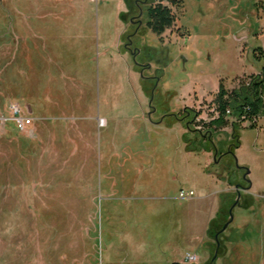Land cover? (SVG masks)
Listing matches in <instances>:
<instances>
[{"label":"rangeland","instance_id":"rangeland-1","mask_svg":"<svg viewBox=\"0 0 264 264\" xmlns=\"http://www.w3.org/2000/svg\"><path fill=\"white\" fill-rule=\"evenodd\" d=\"M263 4L177 0L158 36L125 0H0V264H264V115L234 153L210 123L264 69Z\"/></svg>","mask_w":264,"mask_h":264},{"label":"trees","instance_id":"trees-1","mask_svg":"<svg viewBox=\"0 0 264 264\" xmlns=\"http://www.w3.org/2000/svg\"><path fill=\"white\" fill-rule=\"evenodd\" d=\"M125 2L130 13H133L135 10L139 12V8H143V23L140 25L137 24L139 29H142V33H147L148 30H151L158 36H161L174 24L175 15L172 12L170 4H177V0H125ZM261 50V53L264 55L262 48ZM215 104L217 116L210 122L212 127L221 128L230 121L229 116L233 118V120H231L232 133L230 135L229 152L234 153L241 145L239 133L240 125L246 120H251L253 124H256L258 118L264 115V69L258 73L241 77L238 85L232 89H226L224 85L221 84L216 94ZM227 110H230V113H227ZM190 127L189 125V128ZM198 134L194 140H186V148L188 151L207 150L214 151L217 156L218 154H223L219 153V150L210 137L208 139L205 138L201 130H198ZM199 140L200 144H194V141L197 142ZM240 168L243 169L245 174L247 168L244 166ZM242 183L243 185L245 183L244 190H247L251 183L248 179V174L246 178L243 177ZM230 185H233V183L230 182ZM237 190H240V188ZM245 195L247 197L248 194L246 193ZM242 205L248 206L249 202L245 199L242 201ZM215 222L216 220H213L211 225Z\"/></svg>","mask_w":264,"mask_h":264},{"label":"built area","instance_id":"built-area-1","mask_svg":"<svg viewBox=\"0 0 264 264\" xmlns=\"http://www.w3.org/2000/svg\"><path fill=\"white\" fill-rule=\"evenodd\" d=\"M9 109L15 129L18 131H26L32 123V118L30 117L28 109L21 107L18 102H12L9 105ZM227 113H230V110H227ZM194 194L195 192L193 190H190L189 192L181 190L179 193L182 198H192ZM185 259L188 262H195L199 259V256L196 253H187Z\"/></svg>","mask_w":264,"mask_h":264},{"label":"flooded vegetation","instance_id":"flooded-vegetation-1","mask_svg":"<svg viewBox=\"0 0 264 264\" xmlns=\"http://www.w3.org/2000/svg\"><path fill=\"white\" fill-rule=\"evenodd\" d=\"M143 14V8L142 7H140L139 8V14H134V15H132L131 16V20H130V22L132 23V24H141V21L138 19V18H135L136 17V15L138 16V15H142ZM137 21H139L138 23H137ZM243 177H244V175H243ZM244 191V190H243ZM241 189L240 190H237V193H238V195L240 196V198L242 199V195L245 193V192H243Z\"/></svg>","mask_w":264,"mask_h":264},{"label":"water","instance_id":"water-1","mask_svg":"<svg viewBox=\"0 0 264 264\" xmlns=\"http://www.w3.org/2000/svg\"><path fill=\"white\" fill-rule=\"evenodd\" d=\"M249 172H250V171L247 169V170H246V173L244 174V178H246V176H247V174H249ZM236 188H239V187L237 186ZM228 223H229V222H228ZM228 223L225 224L224 228H226V226L228 225ZM224 228H223V229H224Z\"/></svg>","mask_w":264,"mask_h":264},{"label":"crops","instance_id":"crops-1","mask_svg":"<svg viewBox=\"0 0 264 264\" xmlns=\"http://www.w3.org/2000/svg\"><path fill=\"white\" fill-rule=\"evenodd\" d=\"M262 49H263V51H264V46H262ZM249 179V178H248ZM251 182V181H250ZM252 185H251V183H250V185H249V188L246 190V193H250V191H251V187Z\"/></svg>","mask_w":264,"mask_h":264}]
</instances>
